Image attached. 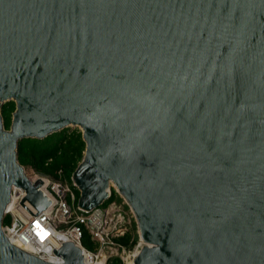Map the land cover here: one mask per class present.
Listing matches in <instances>:
<instances>
[{
  "label": "water",
  "instance_id": "water-1",
  "mask_svg": "<svg viewBox=\"0 0 264 264\" xmlns=\"http://www.w3.org/2000/svg\"><path fill=\"white\" fill-rule=\"evenodd\" d=\"M71 127L78 208L114 189L144 243L135 264H264V0H0V264H59L4 219L14 187L34 217L50 203L19 142ZM54 253L85 264L73 242Z\"/></svg>",
  "mask_w": 264,
  "mask_h": 264
},
{
  "label": "built area",
  "instance_id": "built-area-1",
  "mask_svg": "<svg viewBox=\"0 0 264 264\" xmlns=\"http://www.w3.org/2000/svg\"><path fill=\"white\" fill-rule=\"evenodd\" d=\"M58 176L59 179H54L37 173L30 178L33 183L42 181L38 191L50 200L37 217L21 204L25 191L13 188L14 204L6 213L10 222L4 225L8 239L14 245L19 244L21 247L16 246L21 249H33L30 254L51 263L62 260L54 253V248L65 242H73L82 250L85 264H99L102 260L104 264H112L113 259H120L121 264H125L127 259H134L132 250L118 242L119 238L132 233V218L125 208L126 202L115 199L92 212L83 211L76 204V191L62 179L63 172L59 171ZM111 198L112 191L109 200ZM86 232L91 237L93 249H88L83 244ZM142 247L140 240L136 250H141Z\"/></svg>",
  "mask_w": 264,
  "mask_h": 264
},
{
  "label": "trees",
  "instance_id": "trees-1",
  "mask_svg": "<svg viewBox=\"0 0 264 264\" xmlns=\"http://www.w3.org/2000/svg\"><path fill=\"white\" fill-rule=\"evenodd\" d=\"M16 110L15 102H7L2 108V116L6 130L11 128V119ZM86 143L82 132L70 131L69 128L54 133L43 140L24 139L19 142L18 160L24 167L33 169L36 173L59 179L58 172H63L62 179L71 181L72 176L84 158ZM80 192L77 191L78 204ZM117 199L123 202V198L112 189V198L103 206ZM129 209V206H125ZM10 219L5 217L4 225L9 224ZM136 226V225H135ZM139 241L138 234L130 233L118 239L123 246L133 249ZM83 244L88 249H93V242L88 232L85 233ZM120 259H113L112 264H121Z\"/></svg>",
  "mask_w": 264,
  "mask_h": 264
},
{
  "label": "rangeland",
  "instance_id": "rangeland-1",
  "mask_svg": "<svg viewBox=\"0 0 264 264\" xmlns=\"http://www.w3.org/2000/svg\"><path fill=\"white\" fill-rule=\"evenodd\" d=\"M11 123H12V119H11ZM69 130L70 131H80V132H82L81 131V128H79V127H71V128H69ZM25 171H26V174L28 175V177H30V178H33L37 173L33 170V169H31V168H29V167H25ZM67 181V183L71 186V188L74 190V191H76V193H77V191H79V189H77V187L74 185V180L73 179H71V181H68V180H66ZM80 192V191H79ZM124 200V199H123ZM123 202H125V200L123 201ZM78 205V204H77ZM127 205V204H126ZM128 212H129V214H130V216H131V218H132V227H131V230H132V233L133 234H138V236H139V233H138V227H137V223H136V219H135V216H134V214L132 213V211L130 210V208L129 209H126ZM136 225V226H135ZM139 243H140V237H139V241H138V243L136 244V246L133 248V249H131L132 251V254H134V252L136 251V249L139 247ZM141 243H142V241H141ZM126 257V256H125ZM131 262V259H127L126 260V263L125 264H131L130 263Z\"/></svg>",
  "mask_w": 264,
  "mask_h": 264
},
{
  "label": "bare ground",
  "instance_id": "bare-ground-1",
  "mask_svg": "<svg viewBox=\"0 0 264 264\" xmlns=\"http://www.w3.org/2000/svg\"><path fill=\"white\" fill-rule=\"evenodd\" d=\"M28 176V175H27ZM29 179H30V177H28ZM21 189V188H20ZM23 190V189H22ZM24 191V190H23ZM13 204H14V202L12 203V197H11V202H10V204H9V206H8V209H12V206H13ZM17 246H20L19 244H17V243H15ZM142 244L144 245V243L142 242ZM21 247V246H20ZM23 248V247H22ZM23 250H25V251H27V252H29V253H31V252H33V249H31V248H23ZM140 253V249H138V250H136L135 252H134V254H133V257H134V259H131V264H135L134 262H135V259H136V257L138 256V254ZM102 260V259H101ZM63 261L62 260H60V262H59V264H61ZM99 264H104V261L102 260V261H99Z\"/></svg>",
  "mask_w": 264,
  "mask_h": 264
}]
</instances>
